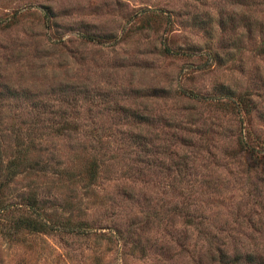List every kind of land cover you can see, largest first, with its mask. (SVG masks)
Instances as JSON below:
<instances>
[{
  "label": "rangeland",
  "instance_id": "374dc122",
  "mask_svg": "<svg viewBox=\"0 0 264 264\" xmlns=\"http://www.w3.org/2000/svg\"><path fill=\"white\" fill-rule=\"evenodd\" d=\"M0 193V264H264V0H0Z\"/></svg>",
  "mask_w": 264,
  "mask_h": 264
},
{
  "label": "trees",
  "instance_id": "16d2710c",
  "mask_svg": "<svg viewBox=\"0 0 264 264\" xmlns=\"http://www.w3.org/2000/svg\"><path fill=\"white\" fill-rule=\"evenodd\" d=\"M0 211H8L6 210V206L4 203V200L2 199L1 193H0ZM10 223L12 224V228L17 229L18 231H29L31 233H44L48 232L50 230V227L48 225L41 221L39 218L38 213H35L33 210L28 215L22 214L18 219L11 218L9 219ZM6 236L10 234V232L4 233Z\"/></svg>",
  "mask_w": 264,
  "mask_h": 264
}]
</instances>
